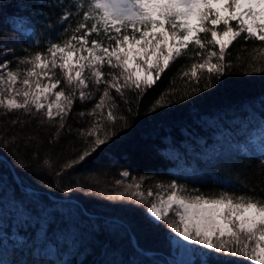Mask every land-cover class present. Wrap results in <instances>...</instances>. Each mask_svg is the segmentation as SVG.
Segmentation results:
<instances>
[{"label":"trees","instance_id":"trees-1","mask_svg":"<svg viewBox=\"0 0 264 264\" xmlns=\"http://www.w3.org/2000/svg\"><path fill=\"white\" fill-rule=\"evenodd\" d=\"M82 19L70 0H0V52L11 50L2 61L25 72L31 65L20 61L47 54L51 43L67 38L60 26L74 29ZM262 49L264 42L238 38L225 61L229 73L212 78L209 87L206 70L197 68L198 81L191 77L192 65L202 62L194 55L176 60L151 87L122 93L97 84L90 70L86 87L69 85L57 67L56 91L73 100L68 108L61 97L67 112L62 127L61 117L47 119L45 108L5 114L0 107V264H173L167 224L175 225L174 216L154 227L144 214L172 182L209 197L264 187L252 139L264 133V73L249 67L259 65ZM103 71L111 79L107 65ZM13 87L23 89L20 82ZM97 136L105 140L98 147ZM85 152L91 155L73 166ZM207 261L249 264L226 252Z\"/></svg>","mask_w":264,"mask_h":264},{"label":"snow or ice","instance_id":"snow-or-ice-1","mask_svg":"<svg viewBox=\"0 0 264 264\" xmlns=\"http://www.w3.org/2000/svg\"><path fill=\"white\" fill-rule=\"evenodd\" d=\"M84 4H87V10H83ZM70 5L77 12L82 11L83 19L74 29L60 26L62 36L67 38L62 43H51L46 49L47 54L37 51L31 59L20 61L31 65L25 72L7 71V79L0 75V85L7 83L9 94L23 98V102L6 98L0 90V107L6 110L5 114L16 109L28 113L33 107L40 112L45 108L42 99L47 100L49 94H54L56 112L53 103H49L45 116L51 120L59 115L62 127L67 112L60 103L61 97L68 108L73 100L62 91L53 92L61 83L52 71L57 67L69 85L75 83L81 89L86 87L84 73L90 70L97 84L103 81L117 93H122L124 87L140 89L142 84L151 87L176 60L191 59L194 55L202 62L192 65L191 77L198 81L197 68L206 70L209 84L205 87H209L212 78L221 81L229 73L230 65L225 61L230 59L229 50L238 38L264 42V0H70ZM70 30L73 34L68 36ZM217 47L218 51L214 50ZM5 51L11 54L10 49ZM141 63L148 66L144 69L148 75L143 79L139 73ZM132 64L138 71L133 72ZM9 65L10 61L5 60L0 63V70ZM105 65L111 69L107 73L111 79H104ZM249 67L253 72L264 73V58L259 65L250 64ZM21 75L22 81L19 80ZM45 79L49 83L41 82ZM121 79L123 85L119 84ZM17 82L22 83L23 89H14ZM106 96H109L108 88L104 92ZM85 97L86 93L81 90L80 98ZM104 97L97 108L101 107ZM113 119L109 112V120ZM104 143L105 140L97 136L95 145ZM90 155L85 152L72 165L78 166ZM258 159L264 165V153ZM169 187L171 194L167 199L162 198L159 205L154 202L145 210L149 225L160 226L175 209L179 223L167 224L170 233L201 246L209 255L226 252L244 257L251 264H264V187L259 193L249 192L246 186L234 187L231 193L223 191L212 197L203 193L190 195L184 186L175 182ZM237 191L244 194L237 196ZM132 196L143 199L142 193L132 192Z\"/></svg>","mask_w":264,"mask_h":264},{"label":"rangeland","instance_id":"rangeland-1","mask_svg":"<svg viewBox=\"0 0 264 264\" xmlns=\"http://www.w3.org/2000/svg\"><path fill=\"white\" fill-rule=\"evenodd\" d=\"M85 10H87V4H84ZM6 52L3 50V53L0 52V63H4L3 60V54H5ZM130 67L132 68L133 72L138 71L137 67L135 64L130 65ZM147 65H143L141 63V67L139 69V73L141 75V78L143 79L144 77H146L148 75V72L144 71L145 68H147ZM7 71H13L10 68L4 69V70H0V75H4L5 79H7L6 77V73ZM14 72V71H13ZM153 77H155V72H152ZM42 83L46 84L49 83L48 80H42ZM7 88L8 85L7 83L0 85V89L3 90V92L6 94V98H15L17 99L18 102H23V98L22 97H17L14 96V94H9L7 92ZM56 89L53 90V92H55ZM8 94V95H7ZM42 102L45 103V109L47 110V104L49 103H53V111L55 110V103L56 102V97L54 94H49L47 97V100H43ZM61 103V100H60ZM12 134L10 133V136ZM254 143V149L261 153H264V133L260 132L254 135V137L252 138ZM171 194V189L169 191H166L164 193H161L160 195H158L157 199H155L154 201H151L147 208L151 206L152 203H157L159 205L160 200L163 199H167L168 195ZM146 208V209H147ZM145 209V210H146ZM145 214V212H144ZM169 214H172L175 218L174 222L175 225H178V218L175 215V209H173L172 211L169 212ZM168 243H169V251L170 254L172 255V257H170L173 260V264H208L207 261V257H208V250L203 249L201 246L199 245H194V244H190L189 242L183 241L180 237H178L176 234L174 233H168ZM249 264H251V262L249 261Z\"/></svg>","mask_w":264,"mask_h":264},{"label":"water","instance_id":"water-1","mask_svg":"<svg viewBox=\"0 0 264 264\" xmlns=\"http://www.w3.org/2000/svg\"><path fill=\"white\" fill-rule=\"evenodd\" d=\"M0 158H1V159H4L3 156H0ZM133 241H134V243L136 244L135 239H133ZM138 249H139V248H138ZM151 253H152V252H151Z\"/></svg>","mask_w":264,"mask_h":264}]
</instances>
